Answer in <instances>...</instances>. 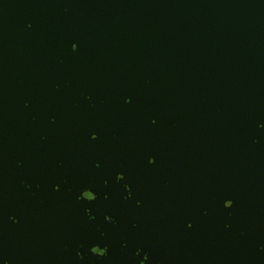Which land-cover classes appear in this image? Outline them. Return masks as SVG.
<instances>
[{
    "label": "water",
    "instance_id": "obj_1",
    "mask_svg": "<svg viewBox=\"0 0 264 264\" xmlns=\"http://www.w3.org/2000/svg\"><path fill=\"white\" fill-rule=\"evenodd\" d=\"M262 123L264 0H0V264H264Z\"/></svg>",
    "mask_w": 264,
    "mask_h": 264
},
{
    "label": "snow or ice",
    "instance_id": "obj_2",
    "mask_svg": "<svg viewBox=\"0 0 264 264\" xmlns=\"http://www.w3.org/2000/svg\"><path fill=\"white\" fill-rule=\"evenodd\" d=\"M28 27L30 28L31 27V24L28 25ZM78 43L73 41L70 43V51H72L73 53H76L79 49L77 47ZM85 99H88V100H91V96H85ZM124 103L125 104H131L132 103V99L131 97H127L125 98L124 100ZM52 122L55 123V118L53 117L52 118ZM150 122L155 125L157 123L156 119L155 118H151L150 119ZM261 128H264V123L260 124L259 125ZM90 139L92 141H96L97 140V134L93 131L90 133ZM148 164L149 165H154L156 163L155 161V158H151L149 157L148 158ZM97 170L101 168V163L100 162H94V165H93ZM115 181L117 183H121V182H124L126 181V176L123 172H117L115 174ZM108 180L105 179L103 180V184L105 187L108 186ZM28 187H31V185H27ZM37 187H39V185H37ZM123 188L124 190L126 191L127 195L123 196V199L125 201L129 200L132 198V189H131V186L130 184L128 183H123ZM54 190L55 191H60V185L57 183L56 185H54ZM98 198H102L104 200H107L109 199V195L107 193H103V194H98L96 193L93 189L91 188H85L81 194L79 196L76 197V199L78 201H88V202H95ZM140 204V201H137V206H139ZM226 210H230L233 206H234V201L231 199V198H226L224 201H223V205H222ZM89 219L90 220H95L96 217L91 215L90 212H89ZM104 219L105 221L109 222V223H115V218L110 215V214H106L104 216ZM133 227H135V225H133ZM189 228L192 227L191 224L188 225ZM90 251L91 253L97 255L98 257H105L107 254H108V247L105 245L104 247H100L99 245H94L90 248ZM77 255L80 257L81 260L84 259L83 256H81L79 253H77ZM137 255H139V252H137ZM148 259V257L145 255L144 257V260H142L140 262V264H144V262ZM3 264H7L6 261L3 262Z\"/></svg>",
    "mask_w": 264,
    "mask_h": 264
}]
</instances>
